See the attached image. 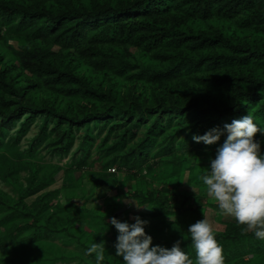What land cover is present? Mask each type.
<instances>
[{
  "label": "trees",
  "instance_id": "trees-1",
  "mask_svg": "<svg viewBox=\"0 0 264 264\" xmlns=\"http://www.w3.org/2000/svg\"><path fill=\"white\" fill-rule=\"evenodd\" d=\"M15 37L22 41L19 46L10 44ZM124 80L130 82L127 92L119 89ZM147 83L149 96L142 92ZM127 95L136 98L137 104ZM95 96L103 110L94 102L74 106L76 113L67 108L73 100ZM57 102L68 105L64 108ZM87 104L95 109L94 116L85 114ZM59 105L63 108L58 109ZM176 114L183 115L179 127L161 132ZM249 114L258 127H264V0H0V163L8 158L6 168L0 167L1 175L12 179L15 166L31 172L30 178L19 184L18 199L0 201V249L16 248L15 256L14 252L0 262L71 264L77 259L96 264L95 254L86 256L85 251L92 243H100L105 249L102 264H124L122 257L115 255L119 233L110 223L122 212L107 219L89 208L91 197L55 206L57 191L38 194L48 186V179L55 178L53 174L45 176L44 182L33 180L46 156H34L40 143L52 146V155H64L72 144H67L68 140L76 135L73 131L82 124L92 133L90 125L98 122L99 131L106 132L104 137L92 148L79 143L56 173L63 170V185L69 187L76 170L93 164L90 158L95 149L101 152L102 170L88 174L100 177L94 185L104 187L99 191L104 196L110 192L108 181L114 178L108 171L112 166L134 170L131 175L137 177L143 169L152 173L154 163L159 167L161 157L166 156L175 157L164 163L171 165L168 173L178 175L182 182L188 177L184 172L187 156L195 163L199 156L190 155L193 147L175 155L177 138L182 133L204 135L215 125L223 128ZM116 115L133 118L123 128L124 122L114 121ZM24 116V121L30 122L40 118L39 131L44 133L25 145L21 132L28 126L21 124L13 130ZM191 116H199L203 124L193 127L188 122ZM149 120L157 126L148 128L150 134L139 140L138 129ZM62 124L70 127L68 133L58 130ZM53 133L56 141L46 142ZM226 137L227 133L211 146H220ZM256 139L264 155V134L258 133ZM214 153L205 163H211ZM151 157L159 159L150 163ZM178 157L183 161L176 160ZM194 165L188 182L196 192L183 188L160 195L169 191L166 186L134 192L136 202L148 207L140 217L149 221L145 231L153 237V246L171 248L181 241L182 250L195 264L196 253L187 230L204 218V210L223 249L224 264H264L260 261L264 240L255 238L233 217L224 220L216 203L204 201L194 184L201 181L202 174H192ZM123 210L129 212L127 204L123 203ZM111 230L114 234L108 236ZM156 231L169 234L154 236ZM56 237L80 251L41 249V242ZM28 245L44 251L28 263L16 259ZM249 255L252 257L247 258Z\"/></svg>",
  "mask_w": 264,
  "mask_h": 264
},
{
  "label": "rangeland",
  "instance_id": "rangeland-1",
  "mask_svg": "<svg viewBox=\"0 0 264 264\" xmlns=\"http://www.w3.org/2000/svg\"><path fill=\"white\" fill-rule=\"evenodd\" d=\"M22 43L21 40H19L18 38H12L10 44L19 46ZM89 74V72H88ZM92 74H90L89 76H91ZM130 82L128 80H124L123 81V85H119V89L123 90V92H127L128 90V86H129ZM142 91V89H141ZM143 95H148L149 96V92H150V86L147 84H145L143 86ZM43 95H45V93H43ZM127 97L129 98V96L127 95ZM77 100H73L71 102V105H68L67 102L64 103H59L61 106H63L64 108H68L70 109L73 113L78 112V110L74 109V106H79L81 103L82 104H86V103H90V102H94L96 103V105H98L99 107V111L104 109V106L101 105V101L100 99L95 96L93 99H89V98H79ZM130 102L132 104H137L136 98L134 97H130L129 98ZM129 103V104H131ZM152 104V103H151ZM59 105L58 109L63 108ZM85 114L87 115H92L94 116V114L96 113L95 109L91 110L90 107H88V104L85 105ZM133 118L132 116H120V115H116V117L114 118V121H119V122H124L123 123V128L126 126V124L130 121V119ZM180 118H183V115L180 117L179 115H175L172 119H170L168 122H166V124L164 125V127L162 128L161 132H165L168 130L174 131L176 130L179 125H178V121L180 120ZM185 118V117H184ZM26 119V116L22 117V120L20 122H18V124L16 126H14L13 130L18 129L19 127H21V124L23 125H27V130L26 131H22L21 132V142L25 145L27 144L29 141H31L34 136L36 134H40L44 136V133L39 131L40 127L39 125L42 123V120L39 118L37 120L34 121H24ZM199 121V122H198ZM188 122L192 125L193 127L196 126H201L203 123L201 122V119L199 118V116H191L188 119ZM115 123V122H114ZM54 124H56V121H54ZM53 123H50V127H52ZM89 124H87V128ZM110 125H112V123H110ZM90 126H92V129H94L92 133H88L86 132V128H84L85 126H82L78 128L77 131H73V133H76L75 137L71 140H68L67 144H70V142H72V144H70L69 147L66 148V150L68 149V152L66 153V151H63L65 154L62 155L60 153L55 155H52V153L50 152V150H52V146L48 148V146L46 144H41L39 145L38 151L34 154V156H38L39 158L44 157L43 161L39 163L38 168H36V172L34 175V181L35 182H44L45 181V176L49 177L53 174H55V178L54 179H48L51 180L48 184V186H44L43 188H41L38 191V194H43L44 192H49V190L52 191H57V196H54V201H55V206H64L68 204V201L70 199H74L77 202H81L82 199L87 198V197H91L92 199L87 203L90 209H95V211L97 212L98 215L100 216H105L107 219H110L109 216H112L114 213H119L122 212L120 215H118V220H120L121 222L123 221H127L129 223H135L134 217L135 216H141L143 210L147 211L146 207H140L137 208L136 207V203H135V199H134V192H138L139 194L141 192H146L148 190H150L152 187L155 186H162V187H167L170 188L168 192L164 191L163 193H161L160 195H169V193L171 191H180L183 188H185L187 191L189 192H195L193 190V186H192V182H188L189 181V170L191 168L192 164L194 165V172L192 174L194 175H203L209 172L210 169V164L209 163H205L207 162L208 159V155H211L212 152L215 151V155L214 158L216 157V153H217V149L220 146H211V145H205L203 142L197 143L193 140V135H198V132H196L195 134H193L192 136H184V133H182L178 138H177V142H178V146H176L175 149V155L182 154V151L187 148V147H193L192 152L190 153V155L196 154L199 156L198 157V161L197 163H195V161H193V159L188 158L187 156V162L185 164V170L184 172L186 173V175L188 176L187 178L183 179L182 182H180V178L179 176H173L171 173H168L171 171V165H167L164 164L166 160H173L174 156H166V157H161V165H155L154 162L157 161V157H151L150 159V163H154L153 169L154 171L152 173L148 172V170L143 169L140 173H138L137 177H133L131 174L134 173V170H126L125 167L122 168H118L117 166H112L108 171H110L111 173H114V178L111 179L110 181H108V185L110 186V192L106 193L104 196H100L99 191L104 188V187H96L97 184L100 182V177L93 175V174H88V171H95V172H99L102 170V161L101 159H98V156L101 154V152L96 151L95 149H93L92 154H91V158L90 161L93 160V164L89 167H86L83 170H76L70 178H69V183H72L74 181V183H72L69 187L63 185V170H61L60 172L56 173V170L58 169V165L62 164H66L67 160L71 158L72 153L74 152V150L78 149L79 143H84L87 145V147L90 146V148L94 147V144H97L101 138L104 137V134L106 133L105 130L103 131H99V127H98V122H94L92 123ZM109 126V124L107 125ZM115 126V125H114ZM157 125H153L152 126V122L146 121L144 123V125L140 126L138 129V133H137V137L139 138V140L144 139L148 134H150L149 129L148 128H156ZM25 127V126H24ZM49 127V128H50ZM97 127V130H95V128ZM221 128L220 126H214L213 128ZM47 128V126L45 127V129ZM64 129L66 130V132L68 133L70 131V127L67 125H60L58 127V130H62L64 131ZM200 129V128H199ZM198 129V130H199ZM197 130V131H198ZM87 133V134H86ZM53 133V136H47L48 139H46V142L50 141L51 139L56 141V134ZM203 135V134H200ZM111 138H114V135H111ZM134 140L136 141V138H134ZM86 141H88V143L90 142V144H88ZM182 142V145H181ZM185 142V143H184ZM180 144V145H179ZM191 144H193L194 146H191ZM81 150H84V148H81ZM80 153V151H78ZM196 155V156H197ZM262 155V154H261ZM154 156V155H152ZM264 156V155H262ZM107 157V156H106ZM175 158V157H174ZM176 160H180L183 161L182 157H178L176 158ZM8 158H2L1 161V168H6V166L8 165ZM64 164V166H65ZM143 168L145 167L142 166ZM0 168V201H7L9 199H18L21 189L19 187L20 183H25L29 178H30V174L31 172L29 170H24V169H19L15 166L14 168H12V179L8 178V179H4L3 176L1 175L2 171ZM46 171V172H45ZM49 173V174H48ZM171 174V175H170ZM156 175V179H154V176ZM186 177V176H185ZM57 178V179H56ZM117 179L116 181V186L111 185L113 183V181ZM198 180V179H197ZM196 181L193 179V182ZM188 184H187V183ZM198 184L199 189H198V193L201 195V197L204 198V201L206 202H212V200L207 196L206 193V189L205 186L201 187V185L203 184L202 181L200 182H194V184ZM96 186H95V185ZM102 186H105V184L103 183ZM130 193V194H128ZM10 196V197H9ZM122 200V201H119ZM123 203L127 204V209H128V213H125L123 210ZM151 207V206H150ZM213 213V212H212ZM218 213H220V211H218ZM85 214V213H83ZM109 215V216H108ZM221 218H223L224 220H227L229 217H226L224 215L221 216ZM148 225V224H147ZM147 225L145 226V229L147 228ZM157 234H155L154 236H160L163 234H169L166 231H156ZM112 234H114V231L111 230L108 232V236H111ZM83 240V238H81ZM41 249H45L46 251H52V248L57 247V251H63L66 250L68 251V253L70 251L72 252H79V248L75 247L74 245H72V243H67L64 244V242L59 241V239L56 238H52L51 240L47 241V242H41ZM44 251V250H43ZM41 250V252H43ZM15 252V254H14ZM41 252H37L34 247H32L31 245H28L18 256L16 259L19 260H25V263H28L32 258H35L36 256L40 255ZM14 254V256L16 255V248H3L0 249V258H8L10 257V255ZM49 255V253L47 254V256ZM51 255V254H50ZM13 256V257H14ZM252 257V255L247 256V258ZM261 262L264 261V255L263 257L260 259ZM0 264H5L4 261H1ZM33 264H37V263H33ZM55 264H62L60 263V261H57ZM71 264H84V263H80L79 260H75V261H71ZM241 264V263H240Z\"/></svg>",
  "mask_w": 264,
  "mask_h": 264
},
{
  "label": "clouds",
  "instance_id": "clouds-1",
  "mask_svg": "<svg viewBox=\"0 0 264 264\" xmlns=\"http://www.w3.org/2000/svg\"><path fill=\"white\" fill-rule=\"evenodd\" d=\"M225 133L227 137L211 160L209 172L200 179L207 196L218 205L222 215L233 217L238 224L246 225V231L254 233L255 238L264 240V156L256 139L258 133L264 134V127H258L249 114L226 123L223 128L193 135V140L212 145ZM193 190L196 192L194 186ZM135 203L137 208L146 207ZM203 216L187 230L196 253L195 264H224L223 249L204 210ZM134 220L135 223L121 222L116 217L110 220L119 233L115 255L122 257L124 264H193L182 250L181 241L171 248L153 246V237L145 231L149 221L140 216ZM93 254L96 264H102L105 260L102 244L92 243L86 249V256Z\"/></svg>",
  "mask_w": 264,
  "mask_h": 264
}]
</instances>
